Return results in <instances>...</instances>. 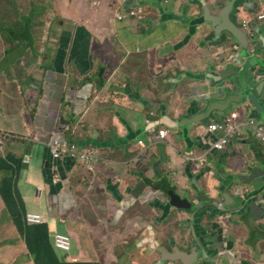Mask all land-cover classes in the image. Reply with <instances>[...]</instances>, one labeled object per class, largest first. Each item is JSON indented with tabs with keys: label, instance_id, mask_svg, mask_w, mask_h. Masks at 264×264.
<instances>
[{
	"label": "crops",
	"instance_id": "crops-1",
	"mask_svg": "<svg viewBox=\"0 0 264 264\" xmlns=\"http://www.w3.org/2000/svg\"><path fill=\"white\" fill-rule=\"evenodd\" d=\"M43 1L0 0V264H37L5 200L7 179V195L45 217L61 264H123L127 250L141 264L160 263L149 240L162 231L149 224L166 211L173 231L188 222L170 207L172 193L194 203L190 226L204 246L227 250L224 264H264V143L243 128L224 152L210 151L224 133L209 132L235 113L237 123L264 119V26L256 19L264 0ZM205 11L237 26L247 44L215 31ZM247 63L243 80L261 109L243 90ZM230 69L238 73L218 83ZM229 95L241 100L203 118ZM56 142L95 158L57 159ZM57 234L72 238L70 252L56 247Z\"/></svg>",
	"mask_w": 264,
	"mask_h": 264
},
{
	"label": "rangeland",
	"instance_id": "rangeland-1",
	"mask_svg": "<svg viewBox=\"0 0 264 264\" xmlns=\"http://www.w3.org/2000/svg\"><path fill=\"white\" fill-rule=\"evenodd\" d=\"M9 3L8 4H15L17 1H22V2H26V4L28 5V0H8ZM30 1V0H29ZM33 1V0H31ZM44 2L43 0H39ZM25 6V5H23ZM8 8V7H7ZM10 9V8H8ZM30 12L29 7L27 9L23 10L24 14H28ZM10 19H14L15 17L13 16V11L10 10ZM61 19L55 18V20L52 23V26L54 28V33H58L62 28L57 24V21H59ZM42 30L43 33L45 32V28H46V24L42 25ZM20 26H16L14 27V30L17 31L18 33H20L19 31ZM22 34H20V40L21 41H25L29 39L28 33H26L25 31L21 32ZM19 36V34H18ZM20 44V43H19ZM92 210V209H91ZM90 210V211H91ZM168 211H166V216L163 217L162 214H160L156 220V225H153L154 228V233L156 235V232L162 231V233H159V237H154L155 240H158L159 243L162 246H166V248L164 249L165 252H167L170 255H173L175 252H180L183 255H190L187 254V250L188 248H192L190 243H194L193 240L195 241V245L192 248V252L194 250L193 253H195V255L193 256V259L191 260L190 264H224V258H218L216 257L220 248H208L207 245L204 246V248L199 247V242L198 240H196L195 236H196V232L194 231L193 227L190 226V221H189V214L187 215H181L182 219H187L188 222L185 223L184 220H180V222H182V225L186 228L184 230H182V233L180 234V232L178 231H173L172 230V223L168 225V223L171 222V220L173 219V215H169L167 217ZM87 215H89V212L87 213ZM207 224V223H206ZM205 225V224H204ZM177 226H179V223L177 221ZM217 229L219 228V225L215 226ZM207 233H204V235ZM154 235V236H155ZM211 236L208 235L206 238H210ZM208 242H210L211 240H207ZM202 245L203 242L201 241ZM187 245L189 246L187 248ZM98 247H102L100 246L99 243H97ZM211 250H216V255L214 257H212V252ZM122 248L121 250H117L114 251L116 254H121ZM118 252V253H117ZM133 254V253H131ZM128 250L127 252L124 253V256L126 257V259L124 261H122L123 264H141V262L138 260L137 256H132ZM157 256L160 258V263L158 264H185V262H183L181 259H172L170 258L168 261H163L162 260V255L160 253H157ZM141 257H146L145 254H141ZM145 264H151V263H145ZM157 264V262L155 263Z\"/></svg>",
	"mask_w": 264,
	"mask_h": 264
},
{
	"label": "water",
	"instance_id": "water-1",
	"mask_svg": "<svg viewBox=\"0 0 264 264\" xmlns=\"http://www.w3.org/2000/svg\"><path fill=\"white\" fill-rule=\"evenodd\" d=\"M203 19L207 22H209L212 27L215 29V31H218L220 33H222L223 31H228L230 33H232L236 39L238 40L239 44H242V45H246L247 44V39H245V35L243 32L240 31V29L237 27V26H233L232 24H229L227 22V20H224L222 18H218L216 15H213L212 13L210 14V12H204V16L202 15ZM225 16H223V18H225ZM249 66V63L247 64H244L241 72H240V76H241V79H242V84L244 86L243 90L245 91L246 93V99L253 105V108L255 109H261V104H260V100L251 93L250 91V88L246 85V83L244 82L243 80V77L244 75L246 74V71H245V68ZM231 71H235L233 69H230L226 72H224L223 74H221L220 76L217 77V80H218V83L220 82H223L225 80H227L228 78H230V74H236L238 73V71L236 70L234 73H232ZM225 93V88L223 89H220L219 92H218V96H220L221 94H224ZM258 95H260L258 93ZM238 98L241 100V97L238 95H229L226 99L225 102L221 103L218 105V107H215L214 104L210 105V109L208 110V112L203 116L204 117H207V116H210V113L214 110H217L219 112H225V111H228L231 106L235 103H238L237 100ZM230 104V106L228 107V105ZM202 118V119H203ZM252 119L260 122V121H264V119L262 117H253L251 116ZM261 174H258V175H254L251 180H255L257 179L258 177H260ZM144 189V185L135 193H133V198H137L138 197V194L141 193ZM132 193V192H131ZM171 200L169 201V205L170 207L174 208V210H177L178 212H183V213H186V214H189L190 217H193L194 216V203L193 202H190L189 200L187 199H184V198H179L177 195H175L174 193L171 194ZM197 201L202 203H207L208 202V198H206L204 195L200 194L198 195V198H197ZM169 205H168V209H169ZM205 206V205H204ZM206 206H211L210 204L209 205H206ZM203 210V209H202ZM198 211V210H197ZM192 219V218H191ZM193 221V219H192ZM194 231L196 232L195 228H193ZM149 230L150 231H154V228H153V225L149 224ZM154 236V235H152ZM196 240H198L199 242V245L201 247H204V245H202L201 241V236L197 234L196 232V236H195ZM151 241L153 243V245L156 247V250H158V252H160V254L162 255V260L165 261L164 259V256L166 258H172V259H181L183 262H185V264H190L191 260L193 259V256L195 255L194 250L192 252V248H191V253L190 255H183L182 253L180 254H177L175 256H172L170 254H168L167 252L164 251V247H159L157 248L158 246L156 245L155 241H154V238L152 237L151 238ZM193 242L195 243V241L193 240ZM227 250L225 249L224 251L222 250H219L217 256L218 258H222V257H225V252ZM189 254V253H187Z\"/></svg>",
	"mask_w": 264,
	"mask_h": 264
},
{
	"label": "built area",
	"instance_id": "built-area-1",
	"mask_svg": "<svg viewBox=\"0 0 264 264\" xmlns=\"http://www.w3.org/2000/svg\"><path fill=\"white\" fill-rule=\"evenodd\" d=\"M130 16H135L136 11H130L128 13ZM124 17L122 15L118 16V20H123ZM257 21L261 23L264 26V13H260L257 15ZM243 28L248 29L249 22H243L242 24ZM239 47L234 46V49L237 50ZM236 120H238L237 114H231L230 117L223 123L220 124H212L209 127L210 133H216V132H223L224 136L220 137L217 140H214L210 144V151H218V152H224L226 146L230 143V140L232 137H235L236 135H241V130L243 128L249 129L254 137L259 140L260 142L264 143V124L260 123L254 119H248L247 121H243L241 123H237ZM167 135V131L161 130L159 132L160 137H165ZM139 143L142 145L143 141H139ZM2 144V141H0V145ZM54 148V155L56 158H60L62 154H69L71 153L72 156L80 155L81 158L88 162L90 161V154L86 152H82L78 150L75 146L70 147L68 143H60L56 142L53 145ZM56 181V180H55ZM44 217L39 214H29L27 216V221L29 224H40L44 222ZM55 239V245L58 249L68 253L72 250L73 247V240L69 235L66 234H57L54 237Z\"/></svg>",
	"mask_w": 264,
	"mask_h": 264
},
{
	"label": "trees",
	"instance_id": "trees-1",
	"mask_svg": "<svg viewBox=\"0 0 264 264\" xmlns=\"http://www.w3.org/2000/svg\"><path fill=\"white\" fill-rule=\"evenodd\" d=\"M2 190L5 194V200L8 204L9 210L18 226L19 231L27 240L31 255L35 258L37 264H61L53 242L50 239L49 229L46 223L40 225H29L26 221L27 210L25 204L21 200H15L14 197L7 195L13 194L14 182L11 179H7L2 184ZM166 248V246H164ZM187 253H191V249L188 248ZM180 254L175 252L172 256ZM164 259L168 261L170 258ZM77 264H99L96 262L92 263H77Z\"/></svg>",
	"mask_w": 264,
	"mask_h": 264
},
{
	"label": "clouds",
	"instance_id": "clouds-1",
	"mask_svg": "<svg viewBox=\"0 0 264 264\" xmlns=\"http://www.w3.org/2000/svg\"><path fill=\"white\" fill-rule=\"evenodd\" d=\"M60 143H61V142H60ZM68 145H69L70 147H74V146H75L78 150H80V151H82V152L89 153V154H90V161L86 162V161H84V160L81 158L80 155L72 156L71 153H69V154H62V156H61L60 158H63L64 156H68V157H71L72 159H78V160L82 161V163H86V164H90V163L93 162L95 156H93L90 152L85 151V150H82V149L78 148L76 145H73V144H70V143H68ZM53 154H54V148H53ZM54 157H55V155H54ZM55 158H56V157H55ZM60 158H57V159H60ZM56 182H58V180H56ZM28 215H29V214H28ZM28 215H27V216H28ZM39 215H40V214H39ZM27 216H26V218H27ZM42 216H43V215H42ZM43 217H44V216H43ZM44 218H45V217H44ZM45 220H46V219H44V222H43V223H45ZM26 221H27V219H26ZM27 222H28V221H27ZM43 223H40V224H43ZM40 224H36V225H40ZM154 241H155L156 245L158 246L157 248H159V247H164V246H162L160 243H158V242H159L158 240H155V239H154ZM149 243L152 244V246L155 248L156 253H160V252H158V250H156V247L153 245L151 239L149 240ZM72 248H73V247H72ZM59 250H60V249H59ZM121 252H124V249H122Z\"/></svg>",
	"mask_w": 264,
	"mask_h": 264
},
{
	"label": "flooded vegetation",
	"instance_id": "flooded-vegetation-1",
	"mask_svg": "<svg viewBox=\"0 0 264 264\" xmlns=\"http://www.w3.org/2000/svg\"><path fill=\"white\" fill-rule=\"evenodd\" d=\"M189 246L187 245V248H188Z\"/></svg>",
	"mask_w": 264,
	"mask_h": 264
}]
</instances>
